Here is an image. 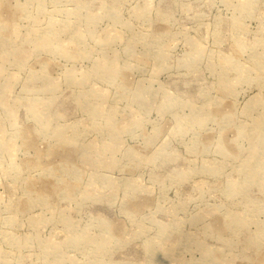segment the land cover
I'll list each match as a JSON object with an SVG mask.
<instances>
[{"label":"rangeland","instance_id":"rangeland-1","mask_svg":"<svg viewBox=\"0 0 264 264\" xmlns=\"http://www.w3.org/2000/svg\"><path fill=\"white\" fill-rule=\"evenodd\" d=\"M0 264H264V0H0Z\"/></svg>","mask_w":264,"mask_h":264}]
</instances>
